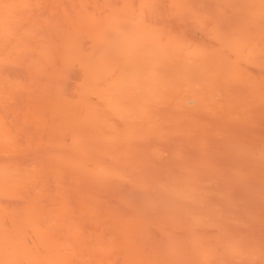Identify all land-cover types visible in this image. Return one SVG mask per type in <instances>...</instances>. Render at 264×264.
<instances>
[{
    "label": "bare ground",
    "instance_id": "obj_1",
    "mask_svg": "<svg viewBox=\"0 0 264 264\" xmlns=\"http://www.w3.org/2000/svg\"><path fill=\"white\" fill-rule=\"evenodd\" d=\"M115 262L264 264V0H0V264Z\"/></svg>",
    "mask_w": 264,
    "mask_h": 264
},
{
    "label": "rangeland",
    "instance_id": "obj_2",
    "mask_svg": "<svg viewBox=\"0 0 264 264\" xmlns=\"http://www.w3.org/2000/svg\"><path fill=\"white\" fill-rule=\"evenodd\" d=\"M133 235H136V234H133ZM138 236V235H137ZM134 238H135V236H133ZM138 239V238H137ZM136 238L135 239H133V241L134 242H137L138 240H137ZM138 243H139V241H138ZM137 244V243H136ZM135 243H133V245H135L134 247H136L137 245H136ZM140 246V245H139ZM120 258V257H119ZM122 260V259H121ZM116 261H118V259L116 260ZM120 262V261H119ZM122 262V261H121ZM115 264H117V262H115Z\"/></svg>",
    "mask_w": 264,
    "mask_h": 264
}]
</instances>
